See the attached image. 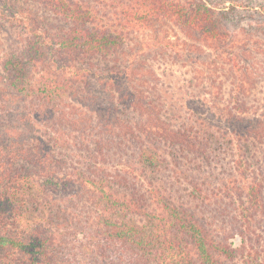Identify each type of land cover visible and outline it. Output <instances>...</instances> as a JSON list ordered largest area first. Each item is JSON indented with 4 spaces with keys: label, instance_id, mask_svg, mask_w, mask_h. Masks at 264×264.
Instances as JSON below:
<instances>
[{
    "label": "trees",
    "instance_id": "obj_1",
    "mask_svg": "<svg viewBox=\"0 0 264 264\" xmlns=\"http://www.w3.org/2000/svg\"><path fill=\"white\" fill-rule=\"evenodd\" d=\"M39 2L41 13L16 11L20 49L0 57V210L24 229L0 236V245L18 250L20 264H59V234L26 212L37 184L54 200L92 206L91 252L104 260L120 247L133 264H264V193L245 167L246 152L264 144V110L251 111L248 42L231 36V8L208 0ZM165 61L190 66L192 89L206 86L202 96L183 101L162 91L163 77L174 78L157 73ZM181 111L186 118L166 115ZM219 141L239 153L215 195L184 167L208 163ZM164 171L176 175L167 189L157 179ZM181 179L196 206L230 220L222 234L207 232L192 205L174 197Z\"/></svg>",
    "mask_w": 264,
    "mask_h": 264
},
{
    "label": "rangeland",
    "instance_id": "obj_2",
    "mask_svg": "<svg viewBox=\"0 0 264 264\" xmlns=\"http://www.w3.org/2000/svg\"><path fill=\"white\" fill-rule=\"evenodd\" d=\"M208 1L219 8L222 6L231 8L227 16V21L230 25L228 27L232 33L231 36H235L236 39L245 38L248 42L249 50L245 55L247 64L243 66V68H247L246 76L251 85L248 98L251 102V111L253 113H262V110H264L262 108L264 105L261 104L264 98V11H262L260 6L264 7V0ZM20 7H23V11L25 9L26 15H35L36 12H43L39 0H0V57L3 54L20 49V39L22 40L24 35L20 25L12 20V17L15 16L20 21V13L16 14ZM155 68L160 75L173 71L174 78L171 77L172 80H167L163 77L164 81L161 88L169 97L174 96V98L178 99L179 95H181L184 101L190 94L202 96L201 91L206 86H202L199 91L192 89L190 85V66L185 64L180 66L179 63L165 61L158 66L156 65ZM187 114L183 111L180 113H166L167 116L178 115L180 118H186ZM238 153L236 146L230 147L222 141H219V144L212 143L210 144V160L208 163L197 160L194 166L187 164L184 170L189 165V170H186L188 171L187 174L198 178L197 181L201 186H208L215 195H218L221 193L222 185L227 182L234 170H237L235 163ZM18 162L20 161L17 160L16 163ZM245 163L247 175L254 178H257L256 175L259 176L258 179L262 184L264 193V144L258 150L253 148L247 151ZM14 171L17 172L15 167H11L9 170L10 173ZM17 174L20 173L18 172ZM174 174L171 175L168 171L160 173V177L157 179L161 180L163 188L167 189L170 183L172 184L173 180L176 179ZM175 185V187H178V193L174 197H178L179 202L186 203L188 206L192 205L191 208L193 207L194 211L197 212L196 214L204 223L202 226L206 227L207 232L211 235L222 234L223 229L230 227L229 219L219 218L222 220L217 219L218 222H216V219L212 218L213 211L211 212V210L213 206L210 209L196 206V201L191 196L190 187L185 181L181 179ZM33 189L32 198L34 202L31 203L32 205L30 203L26 205V212L31 217H38L37 223H40L43 219L44 223L47 222L59 234L61 247L58 250L56 259L59 264H133L131 261L132 254L128 251L120 254V247L118 250L114 248L106 251L105 260L91 252L94 241L91 229H89V218L94 216V209L86 204L83 199L76 201L75 205H71L63 203L62 200H54L50 193L41 191L37 184H34ZM49 194L50 196H48ZM17 199V213H20V196ZM154 224L156 222L153 221L149 229ZM260 225L261 227L264 226L263 223ZM22 231L24 229L20 219L14 222H7L3 211L0 210V236L20 235ZM230 237L228 239L231 244L239 243V236L232 234ZM21 256L15 248L9 249L7 244L0 245V264H20ZM156 262L154 261L152 264ZM188 264L201 263L192 260Z\"/></svg>",
    "mask_w": 264,
    "mask_h": 264
}]
</instances>
